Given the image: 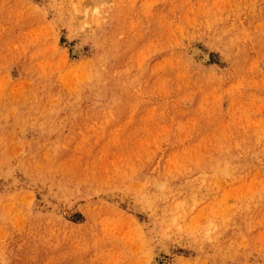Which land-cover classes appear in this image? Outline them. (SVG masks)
<instances>
[{
	"label": "rangeland",
	"instance_id": "obj_1",
	"mask_svg": "<svg viewBox=\"0 0 264 264\" xmlns=\"http://www.w3.org/2000/svg\"><path fill=\"white\" fill-rule=\"evenodd\" d=\"M0 264H264V0H0Z\"/></svg>",
	"mask_w": 264,
	"mask_h": 264
},
{
	"label": "bare ground",
	"instance_id": "obj_2",
	"mask_svg": "<svg viewBox=\"0 0 264 264\" xmlns=\"http://www.w3.org/2000/svg\"><path fill=\"white\" fill-rule=\"evenodd\" d=\"M194 55H196L197 57H199L200 58V56H201V54L199 55V54H197V53H195ZM227 157V156H226Z\"/></svg>",
	"mask_w": 264,
	"mask_h": 264
}]
</instances>
